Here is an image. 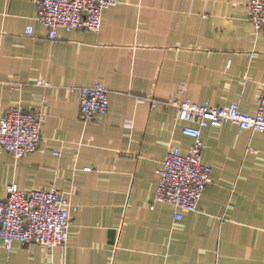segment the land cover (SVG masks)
Wrapping results in <instances>:
<instances>
[{
    "label": "crops",
    "instance_id": "1",
    "mask_svg": "<svg viewBox=\"0 0 264 264\" xmlns=\"http://www.w3.org/2000/svg\"><path fill=\"white\" fill-rule=\"evenodd\" d=\"M247 2L117 0L98 30L59 27L51 39L33 0H0V115L16 104L45 114L34 151L0 147V198L12 182L54 183L72 217L63 245H0V264H264L263 131L202 128L212 181L198 208L175 219L171 204L151 205L167 149L187 152L191 138L175 106L146 97L256 111L264 28L247 20ZM94 83L109 108L86 122L68 88Z\"/></svg>",
    "mask_w": 264,
    "mask_h": 264
},
{
    "label": "built area",
    "instance_id": "2",
    "mask_svg": "<svg viewBox=\"0 0 264 264\" xmlns=\"http://www.w3.org/2000/svg\"><path fill=\"white\" fill-rule=\"evenodd\" d=\"M35 19L47 28L53 39L59 27L98 30L103 10L115 5L117 0H33ZM247 20L256 28H264V0H248ZM26 33H32L31 25ZM37 84L50 86L46 80ZM70 92L78 96L81 118L88 122L105 114L109 108L108 88L102 83L71 85ZM179 92H184L179 86ZM154 106L161 103L175 106V120L184 122L182 133L191 138L187 152L171 145L156 169L157 186L153 202L171 204L174 218L180 219L183 210L198 208L205 187L211 183V170L202 163L204 141L201 130L207 126L232 123L240 129L264 132V82L255 113L241 111L237 102L214 106L207 101L196 102L187 96L157 100L146 97ZM45 114L31 111L21 105H11L0 115V147L14 157L34 151L40 142ZM72 224L69 202L54 183L44 188L20 189L15 182L9 183L6 195L0 198V245L11 249L15 241H36L46 247L64 244Z\"/></svg>",
    "mask_w": 264,
    "mask_h": 264
}]
</instances>
